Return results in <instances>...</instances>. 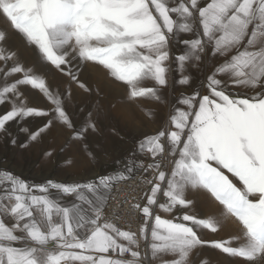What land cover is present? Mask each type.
<instances>
[{"label":"snow or ice","instance_id":"6c2138e0","mask_svg":"<svg viewBox=\"0 0 264 264\" xmlns=\"http://www.w3.org/2000/svg\"><path fill=\"white\" fill-rule=\"evenodd\" d=\"M0 16L9 25L0 29V136L13 145L11 124L41 117L29 143L59 124L95 159L87 141L98 131V102L79 124L67 107L73 85L94 93L80 78L89 62L122 82L133 102L163 104V89H191L110 174L30 185L0 170V264H143L142 246L159 264H193L206 245L247 264L264 262V0H0ZM13 35L43 68L67 78L63 91L26 65ZM173 65L180 76L170 81ZM189 66L199 76L185 74ZM28 88L49 108L31 105ZM137 175L146 187L133 197V230L120 225L121 214L109 215V199L114 186ZM193 193L206 194L218 212L193 211ZM66 195L73 201L64 203ZM229 220L238 235L203 238Z\"/></svg>","mask_w":264,"mask_h":264},{"label":"rangeland","instance_id":"374dc122","mask_svg":"<svg viewBox=\"0 0 264 264\" xmlns=\"http://www.w3.org/2000/svg\"><path fill=\"white\" fill-rule=\"evenodd\" d=\"M8 28V23L0 16V29ZM181 38L187 39L191 36L181 34ZM13 45L20 49L21 59L26 65L35 66L37 71L46 77L50 85H59L61 91L68 86L67 78L54 69L43 68L36 52L33 49L24 48L18 36L13 35ZM181 48L180 45L174 48L176 54L180 53ZM172 67L170 81L180 76L178 65ZM185 74L192 77L199 76L198 70L191 66L186 68ZM80 78L93 87L94 93L88 96L83 90L73 85L72 99L67 107L72 118L79 124L86 112L94 110L93 106L98 102L102 112L97 126L98 131L92 133L87 141L89 151L94 153L95 159H90L83 150L82 144L73 141L69 130L59 124L46 133L39 142L29 143L27 141L28 132L41 126L44 119L29 117L11 124L10 131L17 141L16 145L10 143V137L0 136V170H8L23 178L30 185H40V182L45 183L48 180L58 183L84 182L99 175L110 174L123 167V164H118V162L124 161L131 155L140 137L144 134H154L159 130L168 116L170 107L175 103V97L181 93L191 92V89L186 87H168L162 90L166 103L161 104L148 100L133 102L128 99L126 87L122 82L115 80L102 66H94L91 62L86 68H82ZM25 97L33 106L42 108L50 106L47 99L37 89H26ZM3 110L0 108V112ZM144 110L151 111L154 115L148 117ZM113 128L120 131V136L114 135ZM24 143H28V146L20 147ZM48 151L53 153L51 157L45 155ZM69 160L71 163H66ZM50 192L54 196L57 195L56 190H50ZM34 194L39 195L40 193ZM190 198L195 200L193 211L201 216L219 210L218 205L211 203L206 194L193 193ZM238 230L239 226L229 220L217 233L204 230L202 236L208 241L230 239L238 235ZM143 249L144 246L141 249L142 257ZM164 258L170 259L171 257ZM192 260L193 264H200L203 260H206L207 264H247L241 258L229 257L208 245L198 249ZM154 261L155 264H159V260Z\"/></svg>","mask_w":264,"mask_h":264},{"label":"built area","instance_id":"2783aa9c","mask_svg":"<svg viewBox=\"0 0 264 264\" xmlns=\"http://www.w3.org/2000/svg\"><path fill=\"white\" fill-rule=\"evenodd\" d=\"M144 187L146 185L138 175L127 183L114 186L109 199V215L113 212L121 214L118 221L121 226L135 230L137 217L131 205L134 203L133 197L139 199Z\"/></svg>","mask_w":264,"mask_h":264},{"label":"bare ground","instance_id":"6f19581e","mask_svg":"<svg viewBox=\"0 0 264 264\" xmlns=\"http://www.w3.org/2000/svg\"><path fill=\"white\" fill-rule=\"evenodd\" d=\"M143 253V264H155V261L151 257L150 248L144 246Z\"/></svg>","mask_w":264,"mask_h":264},{"label":"crops","instance_id":"0c3cea01","mask_svg":"<svg viewBox=\"0 0 264 264\" xmlns=\"http://www.w3.org/2000/svg\"><path fill=\"white\" fill-rule=\"evenodd\" d=\"M85 196H88L89 194L88 193H84ZM74 199V197L72 195H66V196H63V201L64 203H70L72 202Z\"/></svg>","mask_w":264,"mask_h":264},{"label":"trees","instance_id":"16d2710c","mask_svg":"<svg viewBox=\"0 0 264 264\" xmlns=\"http://www.w3.org/2000/svg\"><path fill=\"white\" fill-rule=\"evenodd\" d=\"M44 182H40V185L43 184Z\"/></svg>","mask_w":264,"mask_h":264}]
</instances>
